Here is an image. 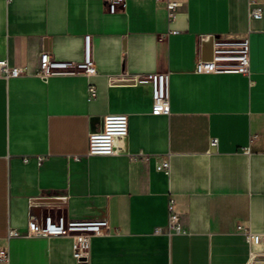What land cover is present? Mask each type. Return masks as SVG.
Returning <instances> with one entry per match:
<instances>
[{
	"label": "crops",
	"instance_id": "0c3cea01",
	"mask_svg": "<svg viewBox=\"0 0 264 264\" xmlns=\"http://www.w3.org/2000/svg\"><path fill=\"white\" fill-rule=\"evenodd\" d=\"M255 5L261 18L249 0H181L170 21L157 0L115 13L108 0H0V59L28 71L0 77V264H258L246 235L264 233V0ZM86 34L97 74L41 76L42 51L80 61ZM215 35L249 36V77L195 70ZM155 72H169L168 113L152 112ZM107 113L128 114V137L89 155ZM164 158L168 173L156 168ZM170 200L184 233L167 231ZM31 212L107 218L110 230L79 261L68 235L8 238Z\"/></svg>",
	"mask_w": 264,
	"mask_h": 264
},
{
	"label": "built area",
	"instance_id": "2783aa9c",
	"mask_svg": "<svg viewBox=\"0 0 264 264\" xmlns=\"http://www.w3.org/2000/svg\"><path fill=\"white\" fill-rule=\"evenodd\" d=\"M165 2L168 18L173 21L176 18L181 0H157ZM257 0H249L250 15L254 18L262 17V7L255 5ZM126 5V0H108V9L115 13ZM39 68L41 76L47 78L53 74H84L93 76L97 74V66L93 56L92 37L90 34L84 36V55L82 60H61L55 58L50 52L42 51L40 54ZM195 70L199 73L207 72H236L250 76V39L243 37L213 36L212 57L208 60L198 58L195 63ZM28 73L25 66H17L9 63L8 59H0V77L9 79L19 77ZM152 86V112L156 114L168 113L170 111L169 72H155L149 75ZM97 90L94 84L88 87V99L95 98ZM129 134V116L126 113H107L103 118L102 128L89 134L88 154L89 155H112L115 154ZM219 139L212 137L211 146H217ZM248 152V147L245 148ZM143 156V153L135 155L136 158ZM78 157V156H77ZM41 163L43 157H38ZM25 160H28L26 157ZM156 168L166 173L170 170L169 158H164L157 163ZM169 217L167 231L184 233L181 216L174 210L173 200L169 201ZM241 228V226H239ZM110 223L107 218L99 219H69L62 213H30L29 221L25 231L15 227H9L7 236L31 237V236H62L68 235L73 238V255L77 260L88 258L90 253V242L94 235L108 234ZM155 232H162L159 226ZM249 242L257 245L252 251L254 263L264 264V261H257L259 255H264V233L246 231ZM0 259L8 260V249H0Z\"/></svg>",
	"mask_w": 264,
	"mask_h": 264
},
{
	"label": "water",
	"instance_id": "95a60500",
	"mask_svg": "<svg viewBox=\"0 0 264 264\" xmlns=\"http://www.w3.org/2000/svg\"><path fill=\"white\" fill-rule=\"evenodd\" d=\"M56 201H58V198H56V197L44 199V202H47V203H52V202H56Z\"/></svg>",
	"mask_w": 264,
	"mask_h": 264
},
{
	"label": "rangeland",
	"instance_id": "374dc122",
	"mask_svg": "<svg viewBox=\"0 0 264 264\" xmlns=\"http://www.w3.org/2000/svg\"><path fill=\"white\" fill-rule=\"evenodd\" d=\"M61 213V212H60Z\"/></svg>",
	"mask_w": 264,
	"mask_h": 264
}]
</instances>
